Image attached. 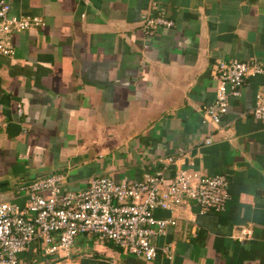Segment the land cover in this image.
<instances>
[{
    "label": "crops",
    "instance_id": "crops-1",
    "mask_svg": "<svg viewBox=\"0 0 264 264\" xmlns=\"http://www.w3.org/2000/svg\"><path fill=\"white\" fill-rule=\"evenodd\" d=\"M4 1L10 15L43 25L11 34L13 56L0 55V189L15 188L0 201L21 203V188L50 176L63 178V191L101 177L141 180L160 169L157 158H172L166 179L225 176L224 211L178 210L155 241L171 246L170 261L80 238L71 264H264V124L248 115L264 74L244 80L216 127L201 123L218 63L264 70V0ZM158 11L172 27L146 39L139 27ZM241 230L250 233L242 242ZM28 249L19 263L43 264ZM54 256L50 264H65Z\"/></svg>",
    "mask_w": 264,
    "mask_h": 264
},
{
    "label": "built area",
    "instance_id": "built-area-1",
    "mask_svg": "<svg viewBox=\"0 0 264 264\" xmlns=\"http://www.w3.org/2000/svg\"><path fill=\"white\" fill-rule=\"evenodd\" d=\"M10 7L0 0V55L13 56L7 38L13 33L32 30L43 25L39 18L10 15ZM172 22L158 11L143 19L139 31L148 39L155 31L170 29ZM264 74L263 68L253 60L218 63L215 67L216 85L213 100L203 106L202 124L216 127L227 113L232 99L240 96L247 77ZM17 114L21 110L17 109ZM248 115L264 124V97L255 96ZM211 138L203 140L208 146ZM174 164L172 158H157L160 167L141 180H123L117 183L101 177L75 191H63L61 176L38 179L20 189L24 193L21 203L0 202V264H20L18 256L33 242L42 246L43 256L58 255L65 264L80 238H95L110 242L122 252L152 262L158 255L170 261V245L157 247L155 241L165 236L175 225V216L188 203L199 214L224 211L229 200L225 176L203 177L196 172L178 170L166 179L164 171ZM162 211L172 218L159 219L154 212ZM249 231L241 230L237 240L242 242Z\"/></svg>",
    "mask_w": 264,
    "mask_h": 264
},
{
    "label": "rangeland",
    "instance_id": "rangeland-1",
    "mask_svg": "<svg viewBox=\"0 0 264 264\" xmlns=\"http://www.w3.org/2000/svg\"><path fill=\"white\" fill-rule=\"evenodd\" d=\"M9 187L10 188H6L5 187V188L0 189V193H4L6 196H11L12 195L11 193L15 192V188H13V185L11 183H10ZM30 247L31 248L28 249L29 250L28 251V255L30 254V252H32L30 250H35V252H34L35 254L34 255H38L37 258H39L40 262H42L43 264H50V263H52V262L57 260L56 258H54L55 256H50V257L44 258L42 256V253H41L42 246H41L40 243H38L36 241L33 242Z\"/></svg>",
    "mask_w": 264,
    "mask_h": 264
},
{
    "label": "water",
    "instance_id": "water-1",
    "mask_svg": "<svg viewBox=\"0 0 264 264\" xmlns=\"http://www.w3.org/2000/svg\"><path fill=\"white\" fill-rule=\"evenodd\" d=\"M73 191H75V190H73Z\"/></svg>",
    "mask_w": 264,
    "mask_h": 264
}]
</instances>
